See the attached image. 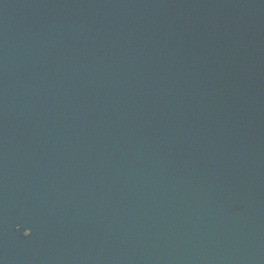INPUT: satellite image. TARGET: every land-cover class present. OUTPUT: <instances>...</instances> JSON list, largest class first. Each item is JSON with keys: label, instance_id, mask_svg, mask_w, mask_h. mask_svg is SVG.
<instances>
[{"label": "water", "instance_id": "obj_1", "mask_svg": "<svg viewBox=\"0 0 264 264\" xmlns=\"http://www.w3.org/2000/svg\"><path fill=\"white\" fill-rule=\"evenodd\" d=\"M0 264H264V0H0Z\"/></svg>", "mask_w": 264, "mask_h": 264}, {"label": "snow or ice", "instance_id": "obj_2", "mask_svg": "<svg viewBox=\"0 0 264 264\" xmlns=\"http://www.w3.org/2000/svg\"><path fill=\"white\" fill-rule=\"evenodd\" d=\"M28 235H29V233H26V234H25V237H27Z\"/></svg>", "mask_w": 264, "mask_h": 264}]
</instances>
